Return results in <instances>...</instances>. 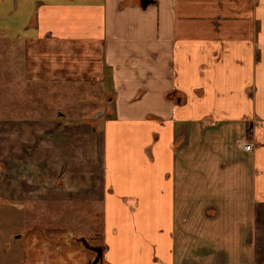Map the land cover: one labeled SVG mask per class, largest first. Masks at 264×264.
I'll use <instances>...</instances> for the list:
<instances>
[{"label":"crops","instance_id":"1","mask_svg":"<svg viewBox=\"0 0 264 264\" xmlns=\"http://www.w3.org/2000/svg\"><path fill=\"white\" fill-rule=\"evenodd\" d=\"M11 39L108 95L71 133L96 168L60 196L95 193L101 264H264V0H0ZM61 240H28L29 264H87Z\"/></svg>","mask_w":264,"mask_h":264},{"label":"rangeland","instance_id":"2","mask_svg":"<svg viewBox=\"0 0 264 264\" xmlns=\"http://www.w3.org/2000/svg\"><path fill=\"white\" fill-rule=\"evenodd\" d=\"M21 41L0 40V264H29L27 241L34 238L56 245L61 239L75 242L91 264L93 249L103 250L96 195L82 189L83 195L72 201L62 202L60 196L65 184L74 186L83 170L96 168L92 145L71 133L99 129L109 114L108 95L98 90L95 79L65 85L51 78L57 51L41 57L44 47ZM16 75L22 76L21 84L13 82ZM78 85L89 93L78 92ZM6 118L14 122L1 121ZM32 119L45 123L21 121ZM87 177L85 185L92 182ZM101 262L102 256L96 264Z\"/></svg>","mask_w":264,"mask_h":264},{"label":"water","instance_id":"3","mask_svg":"<svg viewBox=\"0 0 264 264\" xmlns=\"http://www.w3.org/2000/svg\"><path fill=\"white\" fill-rule=\"evenodd\" d=\"M96 252L95 259L91 262V264H96V262L99 260V258L102 256V250L101 249H93Z\"/></svg>","mask_w":264,"mask_h":264},{"label":"built area","instance_id":"4","mask_svg":"<svg viewBox=\"0 0 264 264\" xmlns=\"http://www.w3.org/2000/svg\"><path fill=\"white\" fill-rule=\"evenodd\" d=\"M248 148H249V146L245 145V149H248Z\"/></svg>","mask_w":264,"mask_h":264}]
</instances>
